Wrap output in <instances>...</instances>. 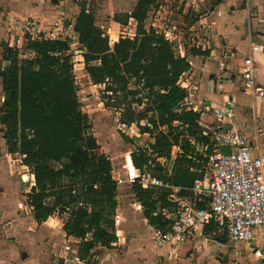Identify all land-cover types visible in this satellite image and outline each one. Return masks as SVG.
Masks as SVG:
<instances>
[{
	"label": "trees",
	"instance_id": "16d2710c",
	"mask_svg": "<svg viewBox=\"0 0 264 264\" xmlns=\"http://www.w3.org/2000/svg\"><path fill=\"white\" fill-rule=\"evenodd\" d=\"M155 2L138 0L131 14L135 36L120 37L113 45L86 3L80 6L74 30L86 73L93 85L103 87L104 106L119 112L121 123L135 125L153 139L131 154L132 167L139 176L161 178L180 187L181 198H191L189 189L203 180L205 154L212 145L199 124L200 113L187 106L189 93L180 83L191 69L187 57L163 34L146 27ZM71 44L70 39L28 42L33 57L27 58L2 45L8 64L0 70L5 92L0 124L8 153L20 154L33 177L26 204L36 223L65 215L63 230L77 240L78 258L89 263L96 248L111 249L118 242V182L83 111ZM189 51L209 54L201 48ZM131 191L151 227L171 228L177 207L172 188H144L136 178ZM214 228L213 223L206 225L204 235Z\"/></svg>",
	"mask_w": 264,
	"mask_h": 264
},
{
	"label": "crops",
	"instance_id": "0c3cea01",
	"mask_svg": "<svg viewBox=\"0 0 264 264\" xmlns=\"http://www.w3.org/2000/svg\"><path fill=\"white\" fill-rule=\"evenodd\" d=\"M137 2L98 0L96 12L99 16L106 14L104 25H107L108 35L118 31V37L135 36L136 23L131 14ZM83 3L93 12L87 0H0V70L8 64L2 57V45L8 44L16 26L28 20H34L44 28L58 19L74 23ZM126 16L132 28L124 22ZM146 27L161 34L170 33L169 41L175 44L180 56L187 57L191 69L181 77L180 83L189 93L187 106L200 113L199 124L211 123L213 111L229 100L234 117L225 124L249 137L253 152L264 151V96L245 92L241 75L244 57L249 54L251 46H260L261 51L253 54L254 82L257 88L264 89V0H156L148 13ZM125 28L129 32H124ZM113 43L110 41L111 45ZM192 48H201L209 54L192 55L189 51ZM222 64L225 65L223 70L220 69ZM194 95H197V101L191 103ZM4 100L0 78V107ZM2 130L0 124V161H6L8 166L9 157L18 155L21 158V155L8 153ZM128 159L131 165V157ZM11 167L14 171V166ZM134 172L131 165L129 173L135 176ZM8 190L0 188V193ZM136 206L139 212L126 207L121 214V205H118L117 214L123 220L116 226L118 242L109 250L102 247L94 250L108 251L102 252L99 264H158L164 255L156 250L146 255L139 231L148 232L152 242L154 228L144 218L141 205L136 203ZM16 211L8 217L0 212V264H89L78 258V242L66 236L61 219L53 216L39 225L31 209L27 216L19 209ZM203 229L191 241L175 249L180 264H219L227 255L244 256L252 264L259 263L248 248H243V254L236 256L230 249L220 246L217 239L224 238L217 234L216 228L211 235H204ZM210 236L214 239L211 240ZM105 255L112 258L106 261Z\"/></svg>",
	"mask_w": 264,
	"mask_h": 264
},
{
	"label": "built area",
	"instance_id": "2783aa9c",
	"mask_svg": "<svg viewBox=\"0 0 264 264\" xmlns=\"http://www.w3.org/2000/svg\"><path fill=\"white\" fill-rule=\"evenodd\" d=\"M167 40L170 33H163ZM67 40L71 46L78 45V34L74 23L55 20L46 28L38 22L28 20L16 26L11 32L8 45L18 50L20 58L33 57V52L27 49V43L42 40ZM261 51L258 45H252L244 57L241 75L245 81L244 91L259 97L264 96V89L257 88L254 82L255 62L253 54ZM225 65H221L223 70ZM191 103L197 101L194 95ZM234 117L230 101L213 111V121L202 125L210 137L211 151L206 153L207 161L204 169L210 170V177L196 180L189 189L191 198H181L180 187H174L158 177L135 175L140 178L144 188L170 187L173 190L171 198L177 202L176 210L171 213L174 221L170 229H154L152 242L155 248L168 246L170 249L161 255L158 264H178L175 249L182 243H187L201 231L204 226L214 224L217 234L225 239V246L236 256L243 254V248L249 249L252 256L260 264H264V151L253 152L252 141L238 129L226 125ZM122 127L120 118L116 119ZM231 148L225 155L221 147ZM207 150V147L203 148ZM204 202V206L199 204ZM170 215V214H169ZM116 226L121 222L120 215L115 217ZM219 244V243H218ZM175 248V249H173Z\"/></svg>",
	"mask_w": 264,
	"mask_h": 264
},
{
	"label": "rangeland",
	"instance_id": "374dc122",
	"mask_svg": "<svg viewBox=\"0 0 264 264\" xmlns=\"http://www.w3.org/2000/svg\"><path fill=\"white\" fill-rule=\"evenodd\" d=\"M88 2L90 4V9L93 10L96 16L97 22L100 21L98 24L100 26H104L102 27V29L104 31L105 36L108 38L109 42L113 41L115 43L117 39L120 38L118 37V31L114 33V35H108L106 28L107 25H104V22L107 21V18H105L104 16L106 14L99 16L96 12L98 9V0H87V3ZM123 20L124 22H126L127 27L132 28V26L128 24V17L123 18ZM181 28H184V26H182ZM123 31L124 30H122V32ZM124 32H129V29L125 28ZM71 52L74 62L75 75L79 88L78 96L82 102L83 111L86 112L91 119L93 126V134L96 137L98 144L100 145L101 152L106 154L112 162V175L113 178L118 182V202L121 205L120 213L122 214V211L126 207L134 209L133 211L137 212V201L131 191L132 182L135 179L133 180L132 176L129 173L131 165L128 157H130L131 154L135 152L137 148L147 147L150 142H153V139L147 134H140L138 128H136L135 125L124 128L119 122H117L116 119L120 118V113L113 108H106L104 106V103L102 101L103 99L101 98L100 93L103 87L93 85V83L90 81L89 76L85 71L83 59L80 50L78 49V46L71 47ZM177 152L178 148H174L173 155H176ZM9 159L10 162L8 166L6 164V161H0V188L9 189L7 192L0 193V212L4 216L8 217L11 216L13 213L16 214V210L19 209L24 216H27L30 213V208L26 204V196L30 192L31 182H33V179H31L30 177L29 170L22 165L21 158H19L18 155L11 156L9 157ZM11 165L14 166V171ZM204 172V176L207 175L208 177H210V170L204 169ZM135 173L136 175H138L137 172H134V174ZM22 179L24 180L22 181ZM58 218L64 219L66 217L64 215ZM121 222L123 223V220H121ZM124 226L125 224L122 225V228ZM139 232L143 237V245L146 249V255L150 252L153 253L155 250L157 252H163L164 255L167 254V252L169 251L168 246L156 249L153 247L152 242H150L151 236H148V232L146 233L142 230ZM201 239L202 242H206L204 241V238ZM184 244L185 243H182V245H179L178 248L180 246H183ZM103 251L106 253L108 252L104 249H97L96 251H94V257L90 259L89 264H99L102 258L101 254ZM104 258L107 261L112 257H108L105 255ZM178 264H180V261H178ZM219 264L252 263L247 259L245 260L244 256L239 258L229 256L227 263L220 262Z\"/></svg>",
	"mask_w": 264,
	"mask_h": 264
},
{
	"label": "water",
	"instance_id": "95a60500",
	"mask_svg": "<svg viewBox=\"0 0 264 264\" xmlns=\"http://www.w3.org/2000/svg\"><path fill=\"white\" fill-rule=\"evenodd\" d=\"M221 150H222V152H223L225 155H229V154H230V151H231V148H230L229 146H227V145H223V146L221 147ZM131 160H132V158H131ZM132 163H133V162H132ZM210 239L213 240L214 238L210 236ZM217 240H218L221 244L224 243V239L219 238V239H217ZM218 258H219V260L221 259V258H220V255L218 256Z\"/></svg>",
	"mask_w": 264,
	"mask_h": 264
},
{
	"label": "flooded vegetation",
	"instance_id": "af4514ba",
	"mask_svg": "<svg viewBox=\"0 0 264 264\" xmlns=\"http://www.w3.org/2000/svg\"><path fill=\"white\" fill-rule=\"evenodd\" d=\"M228 258H229V255H227V258L223 257V258H222V262L227 263Z\"/></svg>",
	"mask_w": 264,
	"mask_h": 264
}]
</instances>
